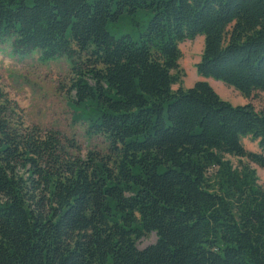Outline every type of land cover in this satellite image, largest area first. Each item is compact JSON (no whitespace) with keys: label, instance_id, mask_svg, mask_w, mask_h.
Here are the masks:
<instances>
[{"label":"trees","instance_id":"trees-1","mask_svg":"<svg viewBox=\"0 0 264 264\" xmlns=\"http://www.w3.org/2000/svg\"><path fill=\"white\" fill-rule=\"evenodd\" d=\"M122 19L137 38L108 32ZM197 37L199 78L264 94V0H0V43L68 60L72 119L107 150L82 157L0 92V264H264V113L180 86Z\"/></svg>","mask_w":264,"mask_h":264},{"label":"rangeland","instance_id":"rangeland-1","mask_svg":"<svg viewBox=\"0 0 264 264\" xmlns=\"http://www.w3.org/2000/svg\"><path fill=\"white\" fill-rule=\"evenodd\" d=\"M132 21L122 19L119 23H109L107 30L114 37L130 35L137 38L138 31L142 28H138ZM135 21L145 26L148 16L140 13ZM202 46L203 39L199 37L179 46L181 52L179 70L182 75L180 86L188 89L196 81H206L222 100L234 106L250 104L255 111L264 113L263 93H255L251 98L245 99L220 82L204 80L196 75L195 65L199 61ZM69 81L70 63L65 58L42 61L37 53L16 56L11 52L9 43H0V92L22 111L25 124L59 130L76 143L82 157L88 152L104 156L107 150L103 137L88 135L85 124L74 122L72 119L73 113L69 107L72 96L68 94ZM178 86L172 88L176 90ZM242 145L248 152L259 153L256 142L250 138L242 139ZM228 159L234 166L238 165V162L246 163L244 159L240 161L233 157ZM250 167L256 172L257 183L264 187V170L253 164ZM154 243L156 236L150 233L138 240L136 247L143 250Z\"/></svg>","mask_w":264,"mask_h":264},{"label":"crops","instance_id":"crops-1","mask_svg":"<svg viewBox=\"0 0 264 264\" xmlns=\"http://www.w3.org/2000/svg\"><path fill=\"white\" fill-rule=\"evenodd\" d=\"M202 38V37H201Z\"/></svg>","mask_w":264,"mask_h":264}]
</instances>
